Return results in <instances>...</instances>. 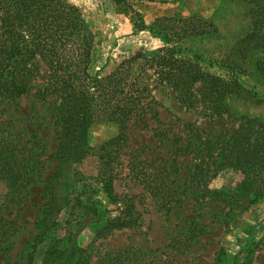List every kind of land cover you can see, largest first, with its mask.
I'll list each match as a JSON object with an SVG mask.
<instances>
[{"label":"rangeland","instance_id":"rangeland-1","mask_svg":"<svg viewBox=\"0 0 264 264\" xmlns=\"http://www.w3.org/2000/svg\"><path fill=\"white\" fill-rule=\"evenodd\" d=\"M65 1L79 9L93 33L88 72L103 76L137 53L127 64V80L145 87L155 104L140 121L129 120L122 138L110 146L104 143L118 134L116 125L104 119L90 125L86 154L63 167L67 192L72 173L77 174L74 191L55 218L58 226L41 241L36 236L42 189L57 167L52 153L60 131L55 96L39 100L35 95L45 67L39 66L27 94L0 106V147L11 142L20 164H34L20 170L14 193L0 181V264H39L49 239L68 232L84 248L82 264H231L235 238L248 233L252 251L243 264H264V9H259L264 0H218L209 13L190 11L176 0ZM134 12L145 25L160 16L171 18L160 28L181 35L186 56H198V65L210 72L237 78L243 92L232 102L235 115L180 106L147 67V58L164 44L147 30H134ZM191 15L189 23L173 22ZM191 27L210 34L187 36ZM239 144L253 153L257 149L255 155L247 160L228 150ZM104 157L113 194L128 197L139 217L133 227L96 237L94 225L84 221L82 200L110 209L118 205L101 187ZM75 192H81L80 203Z\"/></svg>","mask_w":264,"mask_h":264},{"label":"trees","instance_id":"trees-1","mask_svg":"<svg viewBox=\"0 0 264 264\" xmlns=\"http://www.w3.org/2000/svg\"><path fill=\"white\" fill-rule=\"evenodd\" d=\"M113 1L124 4L128 0ZM158 1L164 3L168 0ZM259 9H264V5L259 6ZM134 15L132 23L135 31L147 30L152 36H158L164 44L147 58V67L152 70L157 82L166 83L174 92L180 106L193 108L201 105L215 116L235 115L232 102L243 92L236 77L224 78L198 65V56H186L180 48L181 35L172 29L160 28L162 22H170L171 18L160 16L150 25H145L138 13L134 12ZM192 17L178 18L173 22L189 23ZM202 29L191 27L186 35L207 37L210 33ZM92 44L93 33L81 12L65 0H0V106L29 92L41 64L45 67V79L35 91L36 98L43 100L55 96L57 100L55 113L60 131L57 147L52 153L57 160V167L45 180L42 189L44 201L39 220L42 226L36 236L37 241L48 236L49 231L59 224L55 218L67 206V197L74 191L71 190L74 189L72 182H75L77 175L76 172L72 173L67 192L68 184L63 182L62 176L63 167L79 162L86 154L90 125L98 119L116 125L118 134L104 143L110 146L122 138V131L129 120L140 121L151 113L155 104L145 87L127 80V64L138 58L139 54L122 59L112 71L99 76L97 71L93 74L88 72ZM103 150L108 154L106 149ZM228 150L247 156L249 160L257 149L253 153V149L247 146L244 150L239 144ZM228 155L231 154L228 152ZM20 159L11 142L2 144L0 181L10 187L13 193L16 186L21 185L20 170L34 167L33 163L29 164L30 168L26 162L20 164ZM105 161L107 158L104 157L101 187L109 202L118 205L115 209L105 208L97 200L86 197L81 206L86 217L84 221L87 219V224L94 225L96 237L113 230L133 227L139 217L128 197L113 194L110 170L103 165ZM59 190L65 193V197L59 196ZM80 195L81 192L74 194L77 202L80 201ZM250 234L235 238L237 251L231 264H243L247 262V257L249 259L252 251ZM60 243L64 246L61 247ZM84 252V248L68 232L59 238L49 239L39 264H82L85 262ZM240 255L244 259L239 263L237 258ZM28 264H31L30 260Z\"/></svg>","mask_w":264,"mask_h":264},{"label":"crops","instance_id":"crops-1","mask_svg":"<svg viewBox=\"0 0 264 264\" xmlns=\"http://www.w3.org/2000/svg\"><path fill=\"white\" fill-rule=\"evenodd\" d=\"M183 4L185 9L190 11H202V13H209L210 6L213 2L218 0H176Z\"/></svg>","mask_w":264,"mask_h":264}]
</instances>
